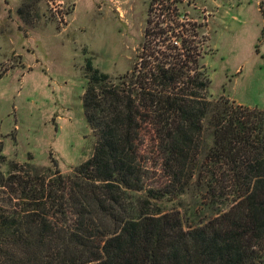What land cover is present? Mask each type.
Segmentation results:
<instances>
[{
	"label": "trees",
	"instance_id": "1",
	"mask_svg": "<svg viewBox=\"0 0 264 264\" xmlns=\"http://www.w3.org/2000/svg\"><path fill=\"white\" fill-rule=\"evenodd\" d=\"M160 11L164 18L146 30L131 70L113 77L87 63L82 101L96 138L93 155L74 168V178L35 169L42 183L19 198L27 204L0 208V264H264V111L210 101L202 50L176 32L169 7ZM207 123L210 153L243 145L253 154L243 165L256 182L227 213L186 228L179 213L153 211L146 202L183 190ZM149 142L171 187L147 186L142 148ZM133 193L146 197L139 207L126 203ZM59 199L70 205L71 223Z\"/></svg>",
	"mask_w": 264,
	"mask_h": 264
},
{
	"label": "rangeland",
	"instance_id": "2",
	"mask_svg": "<svg viewBox=\"0 0 264 264\" xmlns=\"http://www.w3.org/2000/svg\"><path fill=\"white\" fill-rule=\"evenodd\" d=\"M152 2L0 0V208L15 210L27 204L19 198L34 195V186L42 183L35 169H58L74 178V168L92 157L96 138L82 101L87 63L113 77L131 70L142 55L146 30L152 32L164 18L159 17L163 7H169L179 23L176 32L194 39L202 50L211 79L209 100L264 111V0ZM210 133L207 123L196 153V172L184 177L183 190L146 202L153 211L179 213L186 228L227 213L256 182L243 165L253 154L237 144L235 153L217 150L215 156L209 151ZM150 147L151 142L142 148L147 186L171 187ZM39 175L41 179L43 173ZM145 199L128 194L126 203L139 207ZM57 203L71 223L68 202Z\"/></svg>",
	"mask_w": 264,
	"mask_h": 264
}]
</instances>
